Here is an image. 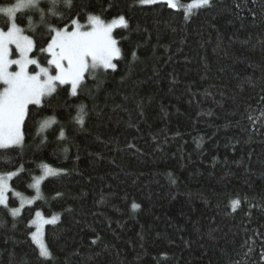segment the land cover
I'll return each instance as SVG.
<instances>
[{"label": "trees", "instance_id": "obj_1", "mask_svg": "<svg viewBox=\"0 0 264 264\" xmlns=\"http://www.w3.org/2000/svg\"><path fill=\"white\" fill-rule=\"evenodd\" d=\"M40 8L48 12L46 0ZM57 12L49 22L68 30L72 19L123 16L127 27L113 31L121 56L115 70L86 74L76 95L60 85L30 105L22 148L0 150V172L23 167L10 181L23 196L42 164L60 170L19 216L13 192L0 206V264H264V0H210L188 15L164 3L72 0ZM29 18L31 55L45 64L50 36L39 13L16 22ZM49 117L57 123L40 133ZM36 212L57 217L44 228L50 258L31 239Z\"/></svg>", "mask_w": 264, "mask_h": 264}, {"label": "snow or ice", "instance_id": "obj_2", "mask_svg": "<svg viewBox=\"0 0 264 264\" xmlns=\"http://www.w3.org/2000/svg\"><path fill=\"white\" fill-rule=\"evenodd\" d=\"M41 0H16L9 7H0V14L6 17L7 30L0 27V150L22 148L24 144L23 127L29 114V106H41L47 97L57 91L60 85H71L72 95H76L85 75L96 78L100 70L116 69L115 59L121 56L118 42L113 38L116 27H127V21L123 16L114 18L111 22L104 21L98 15H88L87 24L81 25L78 19H72V30L68 26L63 28L52 25L48 16H57V6L62 2L66 7H71L72 0H47L48 12L40 8ZM142 5L155 4L158 0H139ZM168 6L178 8L175 0H164ZM210 0H193L188 5V11L209 5ZM21 11L39 13V24L42 26L50 39L46 47H40L41 53H47L49 58L45 64H41L39 58L31 55L37 48L34 35L37 25L31 18L28 19L27 27H21L16 22L17 14ZM62 18V14H60ZM19 53L13 57V49ZM15 66V69H13ZM32 66H35L34 68ZM31 69V70H30ZM86 113L81 105L76 120L80 125L84 124ZM57 123L55 117L43 120L39 126L42 133L51 125ZM60 138H64L61 130ZM67 152V149H65ZM8 163L11 159L2 157ZM42 175L33 178L34 183L29 185L36 191L32 199L24 197L20 192L14 191L10 181L19 174V171L0 172V205L8 206V193L19 198L20 207L10 208V214L17 217L25 205H31L35 199L40 198V186L43 180L49 176L60 174L59 169H54L47 164H42ZM233 210L239 205V200H234ZM133 209L139 205L133 204ZM36 219L32 221L36 225V232L32 233V239L38 242L39 255L50 258L51 253L47 246L39 241L40 225L54 224L56 216L44 219L40 212L35 213ZM15 226V225H13Z\"/></svg>", "mask_w": 264, "mask_h": 264}, {"label": "rangeland", "instance_id": "obj_3", "mask_svg": "<svg viewBox=\"0 0 264 264\" xmlns=\"http://www.w3.org/2000/svg\"><path fill=\"white\" fill-rule=\"evenodd\" d=\"M41 1H45V0H41ZM47 1V0H46ZM16 2V0H14V2H13V4ZM175 2L179 5V7L178 8H173V9H177V10H182L185 14H190L191 12H193L194 10H196V9H199V8H194V9H191V11L189 12L188 11V5L189 4H191V3H187V4H181L179 1H177V0H175ZM157 3H164V4H166V5H168L167 3H165L164 2V0H158V2ZM13 4H11L10 6H12ZM5 7V6H4ZM7 7H9V6H7ZM170 7V6H169ZM172 8V7H171ZM201 8V7H200ZM87 24V23H86ZM86 24H81V25H86ZM116 28H119V27H116ZM115 28V29H116ZM114 29V30H115ZM72 30V29H71ZM71 30H69V31H71ZM12 47V49H13V57L12 58H17L18 57V55H19V53L18 52H16L15 51V47H14V45L13 46H11ZM114 62V61H113ZM13 69H15V66H13ZM66 85H69V87H70V91H71V85L70 84H66ZM71 94H72V92H71ZM42 171L43 170H41V173H40V175L38 176V177H40L41 175H42ZM38 177H35V178H38ZM49 177H51V176H49ZM43 182V181H42ZM34 183V180L32 181V184ZM42 184V183H41ZM31 190H32V192H33V194H32V196H30V197H27V196H24V197H26V198H28V199H32V198H34L35 196H36V191H35V189L34 188H32L31 187ZM10 193V192H9ZM9 193H8V195H9ZM15 197V196H14ZM16 199H17V206L15 207V208H17V207H20V201H19V198H17V197H15ZM37 199H35L34 201H36ZM0 206H2V205H0ZM26 206H29V205H25L24 207H26ZM23 207V208H24ZM22 208V209H23ZM21 209V210H22ZM42 215V214H41ZM42 217L44 218V219H51V218H46V217H44L43 215H42ZM36 219V216H35V214H34V216H33V218H32V220L30 221V226L33 228V232L32 233H34V232H36V230H37V227H36V225L35 224H33L32 223V221L33 220H35ZM46 225H50V224H41L40 225V237H39V241L40 242H42V243H44V228H45V226ZM31 239H32V234H31ZM32 241H33V243L35 244V246L37 247V249H38V251H39V246H38V242L37 241H34L33 239H32ZM45 244V243H44Z\"/></svg>", "mask_w": 264, "mask_h": 264}]
</instances>
